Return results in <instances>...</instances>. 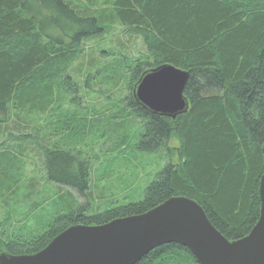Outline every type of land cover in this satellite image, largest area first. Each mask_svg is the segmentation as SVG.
<instances>
[{
	"label": "trees",
	"instance_id": "trees-1",
	"mask_svg": "<svg viewBox=\"0 0 264 264\" xmlns=\"http://www.w3.org/2000/svg\"><path fill=\"white\" fill-rule=\"evenodd\" d=\"M83 2L0 0V136L13 144L0 148V253L33 255L71 226L139 216L173 197L195 202L226 240L248 235L259 217L263 169L264 0ZM106 25L138 35L148 57L129 58L117 70L90 68L99 85L123 80L129 96L111 105L109 115L79 118L69 70L82 43ZM164 64L188 74V107L173 120L147 113L132 96L140 76ZM51 102L58 110L43 127L21 126ZM84 135L108 145L106 169L109 160L127 157L132 165L137 154L160 161L172 152L177 162L168 158L154 171L142 199L93 210L100 178L94 181L91 160L74 148ZM22 156L41 158L44 177L26 180ZM135 264L197 263L185 248L169 244Z\"/></svg>",
	"mask_w": 264,
	"mask_h": 264
},
{
	"label": "water",
	"instance_id": "water-1",
	"mask_svg": "<svg viewBox=\"0 0 264 264\" xmlns=\"http://www.w3.org/2000/svg\"><path fill=\"white\" fill-rule=\"evenodd\" d=\"M187 79L186 72L160 65L140 76L133 99L147 113L173 120L187 110L183 96ZM261 154L259 217L239 240L228 241L219 234L195 202L173 197L139 216L100 226H71L33 255L0 253V264H135L169 244L185 248L197 264H264V143Z\"/></svg>",
	"mask_w": 264,
	"mask_h": 264
},
{
	"label": "rangeland",
	"instance_id": "rangeland-1",
	"mask_svg": "<svg viewBox=\"0 0 264 264\" xmlns=\"http://www.w3.org/2000/svg\"><path fill=\"white\" fill-rule=\"evenodd\" d=\"M73 2L85 5L83 0H73ZM102 28V33L99 37L91 38L82 43L80 46L82 54H80L78 60L71 65V69L69 70L72 79L78 86L80 97L77 101L79 102L80 111L77 114L79 118H82V116L85 117V115L89 116L88 118H102V115H109L112 111V109H109L111 105L117 102L122 105L123 99L129 96V91L126 90L123 80L116 85H112L110 82L108 85H99L95 79L98 76L97 73L94 70L90 71V68L93 67V69H98L103 66V68L106 67V69H108V66H110L115 67L117 70L120 67L118 64H123L129 58L133 60L138 59V56H142L145 59L148 57L141 42V38L138 35L128 36L125 30L118 25H106ZM116 70L114 71L116 72ZM109 71L111 70L109 69ZM112 73L116 76V73ZM102 79L104 80L105 77L103 76ZM72 97L73 96L69 95L67 103ZM65 107L69 109L67 105ZM56 110L58 109H56L54 102H51L44 113L34 112L29 114V117L25 118L24 123H21V126L39 125V127H43L44 123L50 119V116H52ZM11 122L9 125H12ZM49 130L50 128L47 129V131ZM27 131L28 133L26 132L24 134H30L29 130ZM31 134H33V132H31ZM10 142L9 139L0 136L1 149L12 147L13 144ZM25 144L24 147L19 148L21 151L20 153H25L27 151L26 147L28 143ZM107 146L108 145L102 143L100 139L90 137L89 135H84L83 139L74 143L75 150L85 154L91 161V158L97 157V161L91 162L89 160L90 164L93 166V170L95 169L92 174L93 178H95L94 181H96V177L102 179H97L95 190L93 191L94 199L97 200L93 210L97 211H101L112 205L116 206L121 203H127V201L133 202L142 199L143 191L150 182V176L154 171L161 166L163 167L168 158L172 163L177 162L172 152L168 154V158H165L164 155L166 154L162 153L159 156L161 162L153 156L137 154L132 165L130 161L131 158L129 159V157H127V159H123L125 160L123 162H119L118 159L109 160L108 164H111V167L106 169L107 166L104 164V160L106 163L107 160L103 157L104 154L106 156L108 153ZM169 147L176 148L177 142L171 140L169 142ZM124 156L125 155L122 157ZM21 162L22 165L23 163L25 165L24 175L26 180L30 179V177L36 179L42 176L44 177L45 171L44 168H42L43 160L41 158L35 156H22ZM97 192L99 198H97ZM75 197H77V195H75ZM2 211L3 210L0 208V215ZM15 212H24V210L16 209Z\"/></svg>",
	"mask_w": 264,
	"mask_h": 264
},
{
	"label": "bare ground",
	"instance_id": "bare-ground-1",
	"mask_svg": "<svg viewBox=\"0 0 264 264\" xmlns=\"http://www.w3.org/2000/svg\"><path fill=\"white\" fill-rule=\"evenodd\" d=\"M213 227V226H212ZM214 228V227H213ZM215 229V228H214ZM216 230V229H215Z\"/></svg>",
	"mask_w": 264,
	"mask_h": 264
}]
</instances>
